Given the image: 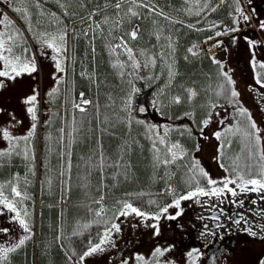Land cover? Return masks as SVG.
<instances>
[{
  "label": "trees",
  "instance_id": "trees-1",
  "mask_svg": "<svg viewBox=\"0 0 264 264\" xmlns=\"http://www.w3.org/2000/svg\"><path fill=\"white\" fill-rule=\"evenodd\" d=\"M119 2L116 8L117 0H0V12L12 21L8 27L1 23L5 49L11 47L7 56L25 62L35 46L45 61L43 52L55 37L70 72L43 101L41 125L29 137L33 154L23 141L19 158L15 152L0 156V184L9 186L7 198L18 202L21 216L27 210L30 227L12 247L30 238L0 264H82L81 256L115 224L125 202L157 214L197 187H223L225 179L207 184L200 170L213 180L208 163L206 168L199 161L207 124L219 110L227 112L218 131L219 167L231 171L237 183L238 176L257 177L264 167L252 118L231 95L236 84L230 69L235 64L248 87L264 95V45L255 43V32L248 30L243 35L249 42L226 43V50L234 52L230 61L217 63L200 51L204 40L227 23L228 32L242 28L240 0H228L194 28L152 11L148 0ZM155 2L187 21L201 17L186 11L185 0ZM14 7L24 9V15ZM72 22L77 28L70 31ZM161 33L169 36L172 50L159 46ZM163 53L174 57L176 73L159 94ZM130 89L135 102L124 110L121 99ZM83 101L89 103L82 112L76 105ZM14 187L22 198L15 197Z\"/></svg>",
  "mask_w": 264,
  "mask_h": 264
},
{
  "label": "rangeland",
  "instance_id": "rangeland-1",
  "mask_svg": "<svg viewBox=\"0 0 264 264\" xmlns=\"http://www.w3.org/2000/svg\"><path fill=\"white\" fill-rule=\"evenodd\" d=\"M0 14H3V12L1 11ZM176 20L174 21L177 22ZM0 26V34H2L3 25L0 23ZM163 34L161 33L160 36L158 34L159 46L162 49L164 46L171 49L172 47L169 44L172 42L170 41L168 43L169 36ZM164 39H167L166 44L163 41ZM49 43H52L53 46L49 47V45H47V52L46 49L44 50L45 61L41 59L40 53L36 50V52H38L37 56H35L37 60L34 59V61H37L36 71L30 74L28 72H23L20 75L9 72L7 76H0V151H3L2 148L5 146L14 144L19 137L27 136L30 131L34 132L33 125L39 126L41 115L44 112L42 101L44 99L46 100L47 94L52 91L54 85L63 76H69L68 63H66V58L58 46V41L51 40ZM57 48L59 51L55 50ZM203 49L204 52H208V50L210 52L213 51V58L223 63H225L226 58H229V56L232 55V57H234V52H232V50H226L225 41L214 35L211 38H207ZM0 55L6 57L2 49H0ZM54 56L56 57L55 60L53 59ZM230 58L228 59L229 61ZM162 60L163 69L160 76L157 78V83H159L157 87L159 94L166 89L176 73L173 56L172 58H168L163 53ZM57 61L60 62L63 70L57 69ZM4 66L5 63L0 61V71H5ZM236 68L235 64H230V69L233 72L231 75L236 84L237 100L239 104L249 112L258 132V136H260L264 154V95H262L258 89L252 91L251 88L248 87L243 76L240 73L238 74L239 71ZM135 93L134 90L130 89L125 96L122 97V109L126 110L132 108L135 102ZM34 94L37 97L36 101L33 104H26L25 100ZM29 107L34 108L35 120H33L32 115L27 111ZM223 117L224 119L227 118L226 111L219 110L215 113L213 121H211L208 126L209 135L207 134L203 142L204 145L200 150L199 161L205 165L206 168V163H208V170L214 181L225 179V171L222 169L219 170L218 139H212L209 136L215 132L217 124ZM4 130L10 133L12 139H7L3 136L2 133ZM172 151L173 153H177L175 148H172ZM230 186L231 184L228 185L229 188ZM241 193H246V195L233 197L234 200L236 199L235 204L245 197L250 196V209L254 210L256 203L253 202V191L247 192L243 190ZM167 207L168 212L163 214L159 213L160 218L158 221L152 218L157 214L149 212H145L149 214L147 218L144 216H137L130 210L127 215H119L115 224L119 225L120 230L118 232L114 228L107 230L109 238L107 242L101 245L103 250H98L85 256L82 264H124V262H127V264H145L151 260L175 264H200L195 257L196 252L193 258H189L188 256L189 252L198 250L203 246L205 241L203 234L199 235L197 233L200 236L197 237L193 229H201L200 226L203 225V221L206 218L205 214L208 209L225 207V193H222L219 197L215 195L197 194L194 198L180 200L179 207H176L175 204ZM177 213H179V215H177ZM169 216H175L176 218L168 219ZM154 224L158 225L159 235L155 234L156 229L152 227ZM205 235L207 237L206 239L209 240V235H207L206 232ZM261 236L264 237V229H261ZM128 237L131 239H139L140 243L130 244L125 249L123 248L120 258L116 260V258H114L115 252H118ZM194 244L196 246H193ZM157 247L161 249L170 248L171 250L157 258L153 256L154 250ZM137 256L142 257L143 260L138 261L136 259ZM263 258L264 245H261V242H249L228 264H260Z\"/></svg>",
  "mask_w": 264,
  "mask_h": 264
},
{
  "label": "flooded vegetation",
  "instance_id": "flooded-vegetation-1",
  "mask_svg": "<svg viewBox=\"0 0 264 264\" xmlns=\"http://www.w3.org/2000/svg\"><path fill=\"white\" fill-rule=\"evenodd\" d=\"M227 1L224 0L223 5ZM192 2L196 8L205 12L213 5L219 4L220 0H193ZM240 2L243 5L240 8V13L244 14L243 22L246 21L250 24L245 29L238 28L227 32L225 43L238 45L246 41L249 42V39L243 35L249 30L254 31L257 36L255 43L264 45V29L261 28V23L264 22V0H240ZM246 11L249 16H246ZM245 16L247 20L244 19ZM227 24L225 30H227ZM2 149L6 150L5 147ZM17 157L19 158V156ZM245 188H239L235 196L229 193L225 194V207L208 209L203 225L200 226L201 229H193L196 234H203L205 239L204 245L198 249L199 253L197 254L201 264H228L249 242H261V245H264V237L261 236V229H264V189L255 186L253 202L256 204L252 210L249 203L250 196L245 197L237 204H235L236 199H233V197L246 195V193H241L246 190ZM0 191L6 197L4 189L0 188ZM213 214L215 216L211 218ZM2 229L8 231H0V247H11L14 240L16 241L22 233H25L15 218V213L5 207L3 202H0V230ZM205 232L209 235V240L206 239ZM252 232H255L256 235H252ZM198 234L196 236L200 237Z\"/></svg>",
  "mask_w": 264,
  "mask_h": 264
},
{
  "label": "snow or ice",
  "instance_id": "snow-or-ice-1",
  "mask_svg": "<svg viewBox=\"0 0 264 264\" xmlns=\"http://www.w3.org/2000/svg\"><path fill=\"white\" fill-rule=\"evenodd\" d=\"M3 2L5 3H10L11 0H3ZM39 5H37L38 7ZM116 8H119L120 7V2L119 0H117V3L115 5ZM14 12H17L21 15H24V9L20 8V7H14L12 9ZM215 10V9H213ZM25 19H26V16H25ZM245 20H247V17L245 16L244 17ZM0 23H4L5 27H8L10 25H12V21L10 20V18L8 17L7 14H0ZM261 28L264 29V22L261 23ZM132 39H135L137 37V32L136 31H133L130 33ZM9 39H13L11 36H9ZM53 41L55 40V37L52 38ZM59 39L61 41H63L64 39V36L61 35L59 37ZM53 44L52 43H49V47H52ZM120 45H117V47H119ZM125 47V50L128 52L129 54V58L130 59H133V56H132V49L128 48L127 45L125 44L124 45ZM0 49H4L6 51H8L9 53H11V47L9 46L8 48L5 49V41L3 40V34H0ZM56 51H59V49H55ZM189 51H191V49H189ZM0 59L4 60L5 61V66H6V69L7 68H10L12 72H14L16 75H20L21 73L23 72H28L29 74L31 72H34L36 71V67H35V63H34V60L29 63L27 61L25 62H19V57H15V60L18 62V63H12L9 59L5 58L3 55H0ZM53 59L55 60L56 57L54 56ZM217 63H219L217 61ZM56 67L58 70H63L61 68V65H60V62L57 61V64H56ZM9 75V72L7 70L5 71H0V76H7ZM11 78H14V77H11ZM191 95L192 96H195L196 93L194 91H191ZM232 96H236L237 93L235 91H233L231 93ZM36 95H32L31 97L27 98L25 100V103L26 104H33L35 101H36ZM178 100V98H177ZM83 103L87 104L89 103V101H83ZM76 107H79L80 108V111H84L85 109L83 107H80L79 105H76ZM27 111L29 112V114L32 115V118L33 120H35V114H34V108L33 107H29L27 109ZM34 125H33V130H34ZM251 127L252 128H255V124L252 123L251 124ZM3 136L7 139H12V137L10 136V133L7 131V130H4L3 131ZM33 134L32 131H30L28 133V137H31ZM216 136L217 138L219 139L220 137V133H216ZM28 137H24L22 139L24 140H27ZM163 143V141H161ZM173 147H178V145H174ZM5 153H0V155H4ZM173 158H175V153H173ZM165 163H167V161H165ZM116 166H119L118 164ZM201 174L207 178V184L208 185H214L216 184L217 182L212 180L211 178H208L207 177V173H204L203 170L201 169L200 170ZM238 180H240L242 182V185H238V186H247V185H252V186H258L259 188L261 189H264V167H262L261 169V172L258 174V178H250V179H245L243 175H240L237 177ZM223 184V187H213L211 189H209L208 191H205L204 188L202 187H197L195 189V191H191V192H188L184 195H181L179 197V199H177L175 201V206L176 207H179V202L180 200H184V199H191V198H194L197 194L199 195H215L217 197H219L225 190L227 192H230L233 196L236 195V192L234 189L232 188H229L228 185L229 184H235L236 183V180H230V179H225L224 181L221 182ZM255 190V188L253 189ZM169 191H171V189L169 188ZM12 192L15 193V196L16 197H21L22 194L20 191H18L15 187L12 188ZM102 199V197H101ZM0 202H3L4 203V206L7 207L10 211L14 212L15 213V218L19 221V224L23 227L24 231L25 232H30V227H29V224L28 222L26 221V217L28 216V212L27 210H23L24 212V215L21 216V212L18 211L17 209V201H10L7 197H4L3 196V193L2 191H0ZM22 202V201H20ZM171 206V205H170ZM129 210L132 212V213H135L137 216H144V217H148L149 214L143 212V211H140L138 208L134 207L132 204L130 203H124L122 205V208L121 210H119V215H127ZM101 211H103V209H101ZM168 212V207H164L160 210V214H163V213H167ZM160 214H157L155 215L154 217H152L153 219L155 220H159L160 218ZM177 215H179V213H177ZM176 217L175 216H169L168 219H175ZM238 223V221H237ZM112 228H114L117 232L120 230L119 228V225L118 224H112L111 225ZM152 227H154L156 229V232L155 234L156 235H159V228H158V225L154 224L152 225ZM0 231H5L7 232L8 230L7 229H2ZM252 235H256L255 232H252L251 233ZM30 236H26L24 238H21L18 243L16 245H14L13 247H0V261H7L8 260V255L9 253L13 252L16 250V248L20 247L21 245H23L25 243V240L26 239H29ZM108 238H109V233L106 231L104 234H103V237L101 238L100 242L98 244H96L95 246L91 247L87 252H85L82 256H81V260L84 258V256H87V255H90L91 253H94L98 250H103L101 248V245L104 244L105 242L108 241ZM171 249H161L159 247H157L155 250H154V253H153V256L154 257H160V256H163L165 252L167 251H170ZM195 252H198V250H193L192 252H189L188 253V256L189 258H193L194 257V253ZM136 259L138 261H142L143 258L142 257H139L137 256ZM124 264H127V262H124ZM171 264V262H170ZM260 264H264V260H261L260 261Z\"/></svg>",
  "mask_w": 264,
  "mask_h": 264
},
{
  "label": "bare ground",
  "instance_id": "bare-ground-1",
  "mask_svg": "<svg viewBox=\"0 0 264 264\" xmlns=\"http://www.w3.org/2000/svg\"><path fill=\"white\" fill-rule=\"evenodd\" d=\"M213 52V51H212Z\"/></svg>",
  "mask_w": 264,
  "mask_h": 264
}]
</instances>
